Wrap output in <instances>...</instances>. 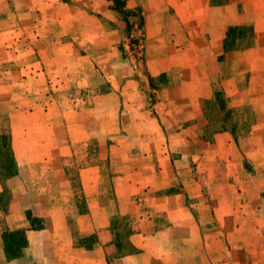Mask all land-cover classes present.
<instances>
[{"label":"rangeland","instance_id":"1","mask_svg":"<svg viewBox=\"0 0 264 264\" xmlns=\"http://www.w3.org/2000/svg\"><path fill=\"white\" fill-rule=\"evenodd\" d=\"M119 1L0 0V264H264V0Z\"/></svg>","mask_w":264,"mask_h":264},{"label":"trees","instance_id":"2","mask_svg":"<svg viewBox=\"0 0 264 264\" xmlns=\"http://www.w3.org/2000/svg\"><path fill=\"white\" fill-rule=\"evenodd\" d=\"M113 1H114V3L116 4V6L120 4V1H119V0H113ZM121 12H122V11H121ZM122 13H123V14H126L125 11H123Z\"/></svg>","mask_w":264,"mask_h":264}]
</instances>
